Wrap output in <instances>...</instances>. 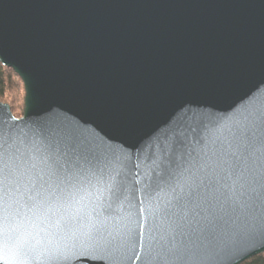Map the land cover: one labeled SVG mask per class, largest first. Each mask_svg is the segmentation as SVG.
<instances>
[{
    "label": "snow or ice",
    "instance_id": "6c2138e0",
    "mask_svg": "<svg viewBox=\"0 0 264 264\" xmlns=\"http://www.w3.org/2000/svg\"><path fill=\"white\" fill-rule=\"evenodd\" d=\"M258 89L222 110L185 109L141 163L112 137L0 121V264H238L231 242L264 248Z\"/></svg>",
    "mask_w": 264,
    "mask_h": 264
},
{
    "label": "water",
    "instance_id": "95a60500",
    "mask_svg": "<svg viewBox=\"0 0 264 264\" xmlns=\"http://www.w3.org/2000/svg\"><path fill=\"white\" fill-rule=\"evenodd\" d=\"M0 40L24 88L21 117L0 101L5 128L112 137L139 147L135 163L185 109L222 110L257 85L264 99V0H0ZM258 245L235 240L228 259Z\"/></svg>",
    "mask_w": 264,
    "mask_h": 264
},
{
    "label": "trees",
    "instance_id": "16d2710c",
    "mask_svg": "<svg viewBox=\"0 0 264 264\" xmlns=\"http://www.w3.org/2000/svg\"><path fill=\"white\" fill-rule=\"evenodd\" d=\"M0 100L7 102L15 116L24 108V88L19 76L12 68L0 63ZM240 264H264V252L256 254Z\"/></svg>",
    "mask_w": 264,
    "mask_h": 264
},
{
    "label": "rangeland",
    "instance_id": "374dc122",
    "mask_svg": "<svg viewBox=\"0 0 264 264\" xmlns=\"http://www.w3.org/2000/svg\"><path fill=\"white\" fill-rule=\"evenodd\" d=\"M0 101H2V100H0ZM2 102H4V101H2ZM5 103H7V102H5ZM8 104V103H7ZM9 105V104H8ZM10 106V105H9ZM11 110V109H10ZM11 113H12V111H11ZM23 113V112H22ZM13 114V113H12ZM13 116H15L14 114H13ZM22 116V114L21 115H19V116H15V117H17V118H19V117H21Z\"/></svg>",
    "mask_w": 264,
    "mask_h": 264
}]
</instances>
